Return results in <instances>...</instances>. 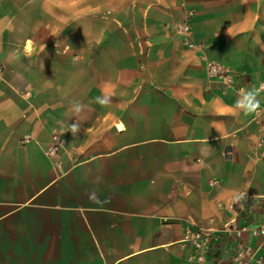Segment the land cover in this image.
Segmentation results:
<instances>
[{"label": "crops", "instance_id": "0c3cea01", "mask_svg": "<svg viewBox=\"0 0 264 264\" xmlns=\"http://www.w3.org/2000/svg\"><path fill=\"white\" fill-rule=\"evenodd\" d=\"M261 81L264 0H0V264H233L217 203L264 195Z\"/></svg>", "mask_w": 264, "mask_h": 264}, {"label": "built area", "instance_id": "2783aa9c", "mask_svg": "<svg viewBox=\"0 0 264 264\" xmlns=\"http://www.w3.org/2000/svg\"><path fill=\"white\" fill-rule=\"evenodd\" d=\"M191 14V12H188ZM174 32L181 34L186 38L188 47H193L194 44L188 40L192 33L189 21L182 20L168 25ZM207 75L212 80H220L225 87H231L233 80L227 74L226 69L217 62H209L206 67ZM259 90L264 91V81L259 82ZM264 117V103L258 105L253 114V121L259 122ZM32 138L30 134L23 137V142L29 141ZM261 154H264V138H259L256 143ZM66 151L65 135L60 127H54L50 133L49 141L43 149L45 156L50 159H57L61 153ZM216 180H208V185H215ZM261 201H264V195L253 196L247 192H240L232 195L226 202H218V208H226L231 210L232 215L229 219L221 222L217 232L224 233L232 244V262L233 264H250L255 261L262 262V257L258 252L264 249V222L248 226L241 224L239 218L247 213L248 209L257 208ZM244 217V216H243ZM217 234V233H216ZM215 232L210 229H203L192 224L186 228L184 240L190 242L196 250L195 260L203 262L205 259L204 252L208 250L212 241L217 239ZM257 239L255 245L251 242Z\"/></svg>", "mask_w": 264, "mask_h": 264}, {"label": "clouds", "instance_id": "9594fccd", "mask_svg": "<svg viewBox=\"0 0 264 264\" xmlns=\"http://www.w3.org/2000/svg\"><path fill=\"white\" fill-rule=\"evenodd\" d=\"M103 102V101H102ZM80 105H79V103H77L75 106H74V109H75V111L76 112H79L80 111ZM71 130L73 131V132H77L78 131V128H77V125L76 124H73L72 126H71ZM90 199L91 200H93V201H96V194L93 192V193H91L90 194Z\"/></svg>", "mask_w": 264, "mask_h": 264}]
</instances>
